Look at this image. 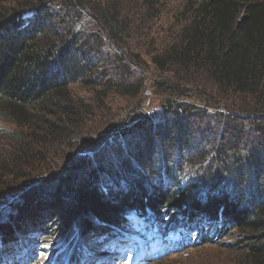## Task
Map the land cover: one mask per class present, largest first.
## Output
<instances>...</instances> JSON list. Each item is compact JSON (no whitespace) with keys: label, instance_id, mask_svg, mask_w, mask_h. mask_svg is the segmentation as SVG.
Listing matches in <instances>:
<instances>
[{"label":"trees","instance_id":"obj_1","mask_svg":"<svg viewBox=\"0 0 264 264\" xmlns=\"http://www.w3.org/2000/svg\"><path fill=\"white\" fill-rule=\"evenodd\" d=\"M139 1L0 0L11 6L0 5V119L23 131L7 160L27 169L39 157L49 171L0 210L1 264L14 250L21 264L37 263V244L43 252L49 234L83 236L95 248L118 234L131 244L132 259H156L212 244L232 225L246 234L243 264H264V5L258 1H206L177 41L151 57L160 76L154 86L165 97L159 111H133L124 123L106 125L84 147L89 157L78 155L58 171L38 153L41 139L57 144L56 133L79 129L72 123L83 105L71 97V85L140 98L141 73L122 52L134 28L125 23L127 7ZM209 86L223 94L227 111L184 101L190 88ZM118 141L133 145L117 151L114 169L105 156ZM250 174L254 181L244 187ZM81 249L70 250L69 264L80 261Z\"/></svg>","mask_w":264,"mask_h":264},{"label":"rangeland","instance_id":"obj_2","mask_svg":"<svg viewBox=\"0 0 264 264\" xmlns=\"http://www.w3.org/2000/svg\"><path fill=\"white\" fill-rule=\"evenodd\" d=\"M30 1L32 0H24L25 3ZM206 1L208 0H140L136 3V6L130 4L127 7V12L130 13V15L125 23L133 24L134 28L129 32L130 37L128 44L126 48L122 49V52L127 54V57L134 61V65L138 69L137 71L141 73L143 81L141 96L138 100H134L120 97L115 94L114 91L102 95L101 92L98 93L101 89H95L91 84L77 83L71 85V97H73V100L83 105L78 113V120L75 118L74 123H72L74 126H78L77 128L79 129L75 133L72 131L74 137L70 139L69 137L72 136V132H70L71 126L67 132L56 133L58 135L56 138H60L57 144H51L52 142H50V140L52 139H48L46 143H44V138L43 140L41 139L40 145H42L41 147H43V149L38 150V153H41V157L43 156L49 159H46L47 162L51 161L49 165L54 167L53 171H58L59 168L68 161L73 162L78 155L89 157L88 153L84 152V147H89L88 145L94 141L93 138L97 136L106 125L112 126V124L115 123H124L125 117L133 111H135V113H156L160 110L164 104L165 97L160 94V91L154 86V82L159 81L160 76L151 62V57L159 51L164 50L167 45L177 41L181 29L191 22L195 10L203 3H206ZM231 1L240 6L246 5L245 3L247 2L255 1L264 5V0ZM0 5L6 6L7 8L11 7L8 2ZM241 17H243L242 12H240L239 20H241ZM190 89L191 91L187 94L188 100H184L190 105L203 110L206 104H210L212 108L207 109L210 113L216 112L215 108L227 111L228 105L225 104L223 100V94H218L214 87L209 86L206 88L198 87ZM179 101L181 102L183 100ZM22 132V130L15 127L11 122L0 119V210L7 208L10 204L12 205L23 191L35 184V178L42 176L45 179L49 174L48 170H45L48 172L44 173L43 169L45 163L40 164V162H38L40 161L39 157L33 160L30 159V161L26 163L28 166L27 169L18 168L20 163L23 164L22 162L16 163V160H13L12 163H10L9 160H7V154H10L13 147L15 148L14 142L19 140L17 137ZM135 135L137 136H135L136 139L141 137V134L138 135V133H136ZM24 137H26V135ZM22 141L24 142V140ZM142 142L144 141L142 140ZM125 144L131 146L133 145V141H126ZM125 144L118 141V148L114 149V147H112V150L110 149L111 151L105 156L110 167L114 169L118 167L120 161L116 153L124 149L122 147H125ZM81 147L83 148L80 151L79 149H81ZM156 151H159L157 144ZM124 153L125 151H123V155L126 156ZM18 155L20 154L17 153V156ZM91 162L94 166V162L92 160ZM52 167H50V169H53ZM24 174H26L25 176L29 175V177L24 176L23 178ZM255 175L256 174H250L244 177L241 180L242 185H248L254 181ZM200 176H204V173ZM263 176L264 173L262 178ZM260 185L264 188L263 184L260 183ZM11 214L12 212L10 215ZM2 215L3 214L0 215L1 219L4 218ZM132 223L135 224L134 221H132ZM96 225L97 227H102L101 224ZM114 237L116 238H113V236L110 237L113 238L109 242L110 245L106 244L107 239L105 244L101 241H97V243H95V248L93 245V247L90 246L93 240L83 238V236L78 238L75 234L73 235V233L66 236H57L56 234L54 236L49 234L44 244L43 252L40 251V244H37L36 249H38L39 254L34 256V258L38 260L35 264H69V252L70 250H75L78 245L80 248L81 246L83 247V249H81L83 253L80 255V261L76 260L72 264H131L134 260L136 261L134 264H243L245 260L246 244L241 242H245L244 239L246 234L236 230L233 225L228 227L225 233L220 230L218 232L217 241L212 244L197 246L192 249L187 248L186 250L174 254L165 253V255H161L156 259L148 255L147 257L134 258L132 260V258L129 257L131 256L130 251H126L123 254L121 253L122 247L120 246L122 244L124 245L128 239L121 238L118 234ZM23 239H25L28 244L29 241L33 240L29 238V236H25ZM65 239L70 240H68L69 242L67 243L64 242ZM71 243L76 244L71 245ZM157 247L158 246L153 245L152 248L154 249ZM238 247L240 249H238ZM10 250H12V248H10L9 251ZM7 256L10 257V259L2 260V264H21L22 255L17 250L7 253ZM30 263L31 261L29 260L26 262V264Z\"/></svg>","mask_w":264,"mask_h":264}]
</instances>
